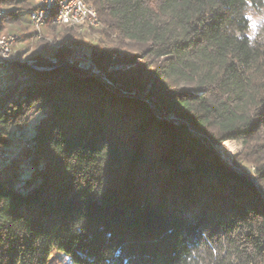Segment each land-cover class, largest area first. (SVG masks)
Here are the masks:
<instances>
[{
	"label": "trees",
	"instance_id": "trees-1",
	"mask_svg": "<svg viewBox=\"0 0 264 264\" xmlns=\"http://www.w3.org/2000/svg\"><path fill=\"white\" fill-rule=\"evenodd\" d=\"M22 1L1 24L37 10ZM84 1L100 75L73 49L0 61V145L22 142L0 169V264H264V44L246 35L264 0Z\"/></svg>",
	"mask_w": 264,
	"mask_h": 264
},
{
	"label": "rangeland",
	"instance_id": "rangeland-1",
	"mask_svg": "<svg viewBox=\"0 0 264 264\" xmlns=\"http://www.w3.org/2000/svg\"><path fill=\"white\" fill-rule=\"evenodd\" d=\"M27 1H31L34 6L36 4L35 0ZM21 6H24L22 0L21 3H16L14 7L2 5L0 8L6 11L10 9L22 10L20 8ZM1 10L0 22L2 18H8L6 17V11L3 12ZM26 12L27 11L19 12L20 19L18 21L8 22V20H4L2 24L0 23V38L4 37L10 41V52L7 54V56L9 55L8 58H12L14 62L28 61L31 59V56L35 54L52 58L58 50L67 52L73 49L69 57H72L76 61L83 62L85 65H89L90 72L100 75V70L97 64L92 60L91 53L92 48L98 45L97 40L99 36L96 30L100 28L102 24L100 27L95 28L89 27L86 24L69 26L56 22L54 26H47L45 24H43V26H35L32 22L31 14H29L27 18L24 17L26 16L25 14H28ZM248 17L250 20V27L246 35L252 41L264 44V6L261 9L251 10ZM68 26L73 28L71 32H65L64 29ZM11 38H13V40H11ZM5 62L12 63L11 60ZM93 65H95L94 70ZM0 72L3 73L2 67H0ZM1 79L2 77L0 76V81ZM34 116L35 115H32V119L26 126L23 135H20L24 139L30 137L32 123L35 119ZM21 146L22 142L19 144L14 142L13 145H0V163L4 164L1 169L4 168L12 158L19 156V149ZM216 149L228 163L234 165V163L237 164V162L240 161L242 169L244 168L248 174L257 178L255 175V165L251 163V161L245 160V145L241 141L227 140L222 144L216 145ZM49 264L71 263L62 257H54Z\"/></svg>",
	"mask_w": 264,
	"mask_h": 264
},
{
	"label": "bare ground",
	"instance_id": "bare-ground-1",
	"mask_svg": "<svg viewBox=\"0 0 264 264\" xmlns=\"http://www.w3.org/2000/svg\"><path fill=\"white\" fill-rule=\"evenodd\" d=\"M36 1L37 10L34 11L31 15L32 22L35 24V26H40L43 24L46 25V22L52 17H55V22L58 24L63 25H70V26H79L86 24L89 27L95 28L101 26V20L99 19L97 12L95 8L91 5H89L84 0H79L80 4L83 8L90 11V18H82V16L78 14H71V19H63L61 18V13L65 10V5H71V4H77L78 0H44V3H48L45 10L42 9V2ZM38 11V12H37ZM10 51H7L6 49L0 48V61H10L14 62V60L11 58H8L7 54ZM11 54V53H10ZM1 76V74H0ZM6 164V163H5ZM3 163H0V169L3 167Z\"/></svg>",
	"mask_w": 264,
	"mask_h": 264
},
{
	"label": "built area",
	"instance_id": "built-area-1",
	"mask_svg": "<svg viewBox=\"0 0 264 264\" xmlns=\"http://www.w3.org/2000/svg\"><path fill=\"white\" fill-rule=\"evenodd\" d=\"M38 2H42V9H40V10H45L48 3H44V0H38ZM71 14H78V15L82 16V18H90V11L83 8L81 6L79 0H78L77 4L65 5V10H64V12L61 13V18L71 19ZM11 40H13V38H11ZM9 42L10 41L5 39L4 37L0 38V48L6 49L7 51H9L10 50Z\"/></svg>",
	"mask_w": 264,
	"mask_h": 264
},
{
	"label": "crops",
	"instance_id": "crops-1",
	"mask_svg": "<svg viewBox=\"0 0 264 264\" xmlns=\"http://www.w3.org/2000/svg\"><path fill=\"white\" fill-rule=\"evenodd\" d=\"M25 15H26V16H24V17H26V18L29 17V14H25Z\"/></svg>",
	"mask_w": 264,
	"mask_h": 264
},
{
	"label": "water",
	"instance_id": "water-1",
	"mask_svg": "<svg viewBox=\"0 0 264 264\" xmlns=\"http://www.w3.org/2000/svg\"><path fill=\"white\" fill-rule=\"evenodd\" d=\"M95 69V65H93V70Z\"/></svg>",
	"mask_w": 264,
	"mask_h": 264
}]
</instances>
